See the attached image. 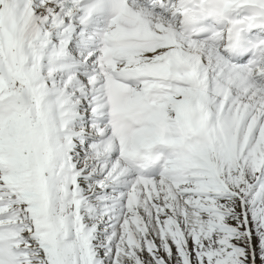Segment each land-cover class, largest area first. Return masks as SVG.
<instances>
[{"label":"snow or ice","instance_id":"obj_1","mask_svg":"<svg viewBox=\"0 0 264 264\" xmlns=\"http://www.w3.org/2000/svg\"><path fill=\"white\" fill-rule=\"evenodd\" d=\"M0 264H264V0H0Z\"/></svg>","mask_w":264,"mask_h":264},{"label":"rangeland","instance_id":"obj_2","mask_svg":"<svg viewBox=\"0 0 264 264\" xmlns=\"http://www.w3.org/2000/svg\"><path fill=\"white\" fill-rule=\"evenodd\" d=\"M158 242V241H157Z\"/></svg>","mask_w":264,"mask_h":264}]
</instances>
